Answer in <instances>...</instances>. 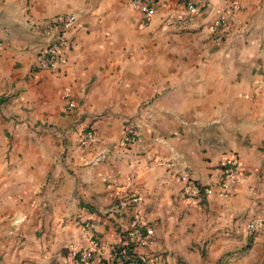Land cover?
I'll use <instances>...</instances> for the list:
<instances>
[{"label": "crops", "instance_id": "obj_1", "mask_svg": "<svg viewBox=\"0 0 264 264\" xmlns=\"http://www.w3.org/2000/svg\"><path fill=\"white\" fill-rule=\"evenodd\" d=\"M149 1L0 0V264H66L83 222L140 264H264V0ZM65 18L60 65L39 69Z\"/></svg>", "mask_w": 264, "mask_h": 264}, {"label": "built area", "instance_id": "obj_2", "mask_svg": "<svg viewBox=\"0 0 264 264\" xmlns=\"http://www.w3.org/2000/svg\"><path fill=\"white\" fill-rule=\"evenodd\" d=\"M133 7L141 11L144 15L150 16L156 10L155 4L149 0H130ZM233 8H237L236 4H233ZM190 10L194 7L189 6ZM173 16L168 15L165 25L171 26L173 22ZM227 20L221 17L217 21V25L225 27ZM73 25L72 18H65L60 21H55L49 24L48 32L53 36L51 43L43 49L38 60L39 69H56L61 62V50L66 47V39L64 37L65 31ZM64 98L70 99L69 93H64ZM75 108V103L72 101L68 102L67 109L71 111ZM94 137L93 133L88 132L86 134L87 140H92ZM122 142L126 145H138L141 142V137L138 129L134 126L128 128L122 138ZM236 172H237V161L229 160L225 164L223 172V178L220 185V193L223 197H228L231 187L236 183ZM181 182L185 185L183 189L184 195L189 198H198L201 194L209 195L210 189H205L198 184L191 182L187 175L182 174L180 176ZM133 204L138 202V198L131 200ZM252 231L262 230L264 231L263 224H252L250 225ZM81 236L85 241L84 245L72 246L68 249L65 256L66 264H96V259L100 257L103 252L111 251L113 253L112 259L109 264H140L134 255L128 252L121 251L117 253L111 249L108 245L103 243L99 238L96 237L92 225L89 222H83L81 225ZM130 235L133 236L137 244L145 246L150 242L154 236V231L150 228L144 219H138L135 223L134 228L130 231ZM154 257V260H157Z\"/></svg>", "mask_w": 264, "mask_h": 264}]
</instances>
